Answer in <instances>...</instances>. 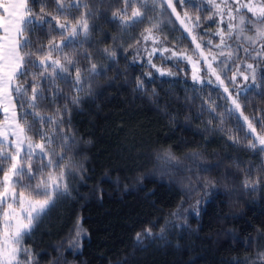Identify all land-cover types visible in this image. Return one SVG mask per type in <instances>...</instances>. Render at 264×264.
Wrapping results in <instances>:
<instances>
[{"label":"trees","instance_id":"16d2710c","mask_svg":"<svg viewBox=\"0 0 264 264\" xmlns=\"http://www.w3.org/2000/svg\"><path fill=\"white\" fill-rule=\"evenodd\" d=\"M53 3L49 0V12ZM203 7L208 6L203 3ZM114 10L115 6L101 9L104 18L95 21L98 31L91 39L101 50L115 48L116 57L106 58L103 77L94 80L91 94L87 87L80 93L81 102L71 114L79 153L74 162L83 165L84 179L76 175L74 198L50 211L26 241L37 254L36 264H244L246 257H255L258 246L264 249V238L259 244L256 241L264 237V152L248 147L244 130L238 134L231 130L234 120L225 117L221 124L220 115L214 113L216 119L209 123V115L201 114L199 105L208 92L195 102L189 99V86H199L190 80L184 61L179 62V71L171 68L174 75L159 76L149 67L146 55L136 57V40L146 25L122 34L119 21L105 22L111 20ZM33 11L39 13L40 5ZM184 11L192 18L198 14L195 8H178L181 15ZM200 15L203 23L196 31L205 42L208 37L219 42V37L212 36L217 21L208 20L207 12ZM172 20L175 37H186L179 47L194 49L184 27L175 16ZM50 38L47 28L32 37L34 43L40 39L44 44ZM172 39L170 36L169 41ZM238 55L243 61L242 49ZM153 62L160 67L175 63L156 58ZM228 75L230 78L231 72ZM138 79L146 82L143 89H136ZM253 87L255 92L262 90ZM61 88L65 95H75L64 85ZM218 94L224 97L219 90ZM216 103L223 105L220 112L228 108L225 98ZM242 110L250 120L255 118L257 132L264 134L259 123L264 119V96L250 93ZM233 135H239L240 142H233ZM168 151L177 158L174 163L181 171L165 169L157 160ZM253 165L251 177H246ZM197 166L211 171L200 173ZM246 178L258 179L259 184L245 188ZM209 179L216 181L209 195L189 193L190 187L201 188ZM197 200H201L200 214H189ZM182 201L186 221L171 217ZM78 218L84 232L79 246L70 248ZM166 219L184 227H169L167 239L162 241L157 234ZM148 227L152 236L145 232ZM137 233L146 237L139 246Z\"/></svg>","mask_w":264,"mask_h":264},{"label":"snow or ice","instance_id":"6c2138e0","mask_svg":"<svg viewBox=\"0 0 264 264\" xmlns=\"http://www.w3.org/2000/svg\"><path fill=\"white\" fill-rule=\"evenodd\" d=\"M121 2L123 7H119ZM203 3L204 0L199 4L195 0H54L52 12L47 10L49 0H14L0 4L3 8L0 14V112L4 114L0 118V264H36L37 254L26 241L50 211L59 203L74 198L72 184L76 175L84 179L83 165L74 162L79 153L76 152L71 114L81 102L80 93L87 87L91 94L94 80L103 77L106 58L114 60L116 57L115 48L101 50L91 39L98 31L95 21L104 18L101 9L105 6H115L111 20L105 22L115 24L119 21L122 34L146 25L136 40L139 45L136 57L142 59L141 53L146 55L150 68H155L161 76L174 75L171 68L179 71L180 61L191 64V79L199 87L189 86L192 93L189 99L195 102L208 92L199 105L201 114L209 115V123L215 121L214 113L220 115L221 124L225 117L234 120L231 130L238 134L243 132V125L235 113H240L255 137L252 139L245 133L243 139L249 141V148L256 150L259 145V151L264 152V135L257 132L255 118L250 120L242 110L250 93L264 96V0H207V8ZM36 4L40 5L39 13L33 11ZM178 8H195L198 14L195 18L188 11L181 15ZM74 12L78 15H73ZM204 12L209 13L208 20L217 21V30L212 36L219 37V42L211 37L205 42L203 34L196 31L203 23L200 13ZM172 16L191 37L194 49L179 47L186 37L182 34L175 37L177 30ZM45 28L51 36L47 44L40 39L34 43L32 37L43 33ZM170 36L173 37L171 41ZM241 49L243 61L238 55ZM154 58L175 63L160 67L153 62ZM238 77L245 82L251 80V83L241 85ZM258 79L260 85H257ZM145 84L143 79H138L136 89H143ZM61 85L75 95H65ZM254 85L262 90L255 92ZM219 89L232 105L223 112H220L223 105L216 103L225 98L219 96ZM259 123L264 128V119ZM230 139L240 142L239 135L230 136ZM157 160L165 169L181 171L174 163L177 158L170 151L158 155ZM197 167L200 173L211 171ZM255 168L253 165L246 170V177L250 178ZM258 184V179L244 181L245 188L254 189ZM215 187L216 181L209 179L201 188L190 187L189 193L203 191L207 196ZM200 203L201 200H197L189 214L194 212L198 216ZM182 210L183 201L171 217L186 221L188 216L182 215ZM169 227L183 228L184 225L166 219L157 238L166 241ZM83 232L78 218L74 236L69 241L70 248L79 246ZM145 232L147 236L153 235L151 227ZM145 238L137 233V245L143 244ZM262 238H256L257 244ZM244 264H264V249L258 246L255 257H246Z\"/></svg>","mask_w":264,"mask_h":264},{"label":"rangeland","instance_id":"374dc122","mask_svg":"<svg viewBox=\"0 0 264 264\" xmlns=\"http://www.w3.org/2000/svg\"><path fill=\"white\" fill-rule=\"evenodd\" d=\"M204 3L208 6V4H207V0H204ZM221 26L226 27V25H221ZM194 48H195V45H194ZM198 54H199V53L197 52V55H198ZM165 55H167V54H165ZM169 55H170V54H169ZM157 56H159V53H157ZM184 64H185L186 68H187L188 71H189L190 80L192 81L191 77H192V73H193V67H192L191 64H188V63L185 62V61H184ZM149 67H150V66H149ZM151 69H152L157 75L161 76L160 73H159L158 71H156L155 68H151ZM238 81H239V83H240L241 85H244V84H245V81L243 80L242 77H238ZM192 82H193V81H192ZM219 91L221 92V94H222V95L225 97V99H226V95L224 94L223 90H222V89H219ZM226 102H227V106H228V108L232 107L230 101H227V99H226ZM0 113H1L2 115H4L3 112H0ZM235 116H236V117H239L240 124L243 125V130H244V131H245L250 137H252V139H255V137L252 136L251 132L249 131V129H248V127H247V124L244 122V118H243L242 116H240V113H238V112L235 113ZM262 135H264V134H262ZM257 148H259V145L257 146Z\"/></svg>","mask_w":264,"mask_h":264},{"label":"crops","instance_id":"0c3cea01","mask_svg":"<svg viewBox=\"0 0 264 264\" xmlns=\"http://www.w3.org/2000/svg\"><path fill=\"white\" fill-rule=\"evenodd\" d=\"M14 2V0H0V4ZM0 14H3V8H0Z\"/></svg>","mask_w":264,"mask_h":264}]
</instances>
